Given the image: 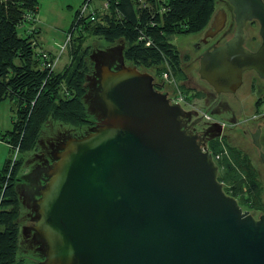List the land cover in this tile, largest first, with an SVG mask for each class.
Listing matches in <instances>:
<instances>
[{
	"label": "water",
	"instance_id": "water-1",
	"mask_svg": "<svg viewBox=\"0 0 264 264\" xmlns=\"http://www.w3.org/2000/svg\"><path fill=\"white\" fill-rule=\"evenodd\" d=\"M226 1L231 8L222 1L193 70L215 95L238 102L245 73L264 80V2ZM108 66L103 55L104 120L58 145L25 226L44 247L38 264H264V214L254 218L225 194L201 133L186 130L188 114L170 103L171 88L157 91L135 66ZM242 124L229 134L240 136L264 179V128L250 124V141Z\"/></svg>",
	"mask_w": 264,
	"mask_h": 264
},
{
	"label": "trees",
	"instance_id": "trees-1",
	"mask_svg": "<svg viewBox=\"0 0 264 264\" xmlns=\"http://www.w3.org/2000/svg\"><path fill=\"white\" fill-rule=\"evenodd\" d=\"M98 1L105 5L101 11L88 10L91 0H86L82 4L86 12L79 16L83 6L75 12L72 31L81 26L85 33L111 45L121 42L122 61L139 71L155 68L154 82L166 72L179 83L185 80L180 54L169 37L202 33L215 12V0ZM37 5V0H0V103L9 101L15 105L12 130L1 140L19 153L34 149L40 129L49 118L71 126L88 123L82 103L90 73L85 61L88 50H82L86 38L83 32L75 41L70 36L71 62L55 72L38 56V43L33 37L39 32L29 33ZM161 87L156 84L155 89L162 91ZM179 88L187 103L204 97L181 84ZM263 102L264 95L255 102L256 111ZM202 141L217 166V180L225 194L234 198L242 210L264 214V186L250 157L222 135L209 132ZM10 162L6 160L0 171V264L21 263L17 259L16 225V183L21 159L13 161L11 170ZM43 180L45 183V175Z\"/></svg>",
	"mask_w": 264,
	"mask_h": 264
},
{
	"label": "rangeland",
	"instance_id": "rangeland-1",
	"mask_svg": "<svg viewBox=\"0 0 264 264\" xmlns=\"http://www.w3.org/2000/svg\"><path fill=\"white\" fill-rule=\"evenodd\" d=\"M85 1L37 0L38 11L29 33H34V30L39 32L34 35L33 39L38 43L36 51L39 53L40 60H48L46 63L52 65L55 72H60L71 62L70 36L75 41L81 32H83L82 34H84L86 40L82 50H88L89 54L85 61L90 70L85 81L87 91L82 100L88 123L80 126H71L49 118L40 129L34 149L29 152L19 153L5 141L1 140V137L6 132L12 130L15 105L9 101L0 103V171L6 160L11 161V170L13 161L21 159L20 169L17 174L18 181L16 183L19 199V217L16 221L18 228L17 259L21 260V263L18 264H38L44 258V247L37 239L34 229L28 228L25 230V226L36 217L35 210L37 207L35 201L39 198V190L44 184L43 176L45 175V170L47 171L48 166L54 161L53 152L58 153L60 151L58 145L63 141L79 139L93 132L105 118L104 109L97 97V90H99L98 81L100 78L98 70H100L99 67L103 62V55L107 56L108 68L112 71L116 70L115 68L119 63L123 66L132 67V65L122 61L121 51L123 44L121 42L111 45L103 39L85 33L82 31L81 26L75 27L73 31L71 30L74 14L83 6L82 4ZM221 4L222 0H215V12L212 18L217 14ZM102 8L104 9L105 5L98 0H91L88 4V10L97 9L101 11ZM212 18L210 21H212ZM207 27L202 33L169 37L171 44L177 48L180 54L181 68L185 74V80L181 83L174 78L176 86L181 84L192 92H200L204 95L202 99H192L189 103H182L181 106L184 112L194 120V131L196 133H203V130L207 129L208 133L212 132L215 135H222L229 144L241 149L243 143L240 140V136L229 134V131L236 127L233 124L239 125L243 123L241 127H245L250 139V132L248 130L250 127L246 121L252 120L253 115H257L259 118L264 117V102L258 107L257 111L255 110V102L264 95V80L258 79L252 73H247L244 77V82L236 92L238 102L233 101L230 94L214 95L211 88L199 79L198 75L194 72V70L197 71L198 69V62L196 61L198 59V52L194 50L192 45L199 37H202L201 35L204 32H207ZM256 29L257 24L255 23L246 25V30L249 33L248 46L251 49L255 48L259 40L256 36ZM19 35L21 37L25 36L23 31H20ZM45 55L46 58H44ZM143 71L148 72L154 77L155 68ZM162 82V76L155 80L156 84H162V92L165 91L164 87L167 85L171 88L170 95L175 97L176 92L170 84L167 82H163V84ZM202 113L209 115L213 121H206L202 117ZM197 117L201 119V123L196 122ZM217 119L220 121H216ZM217 122L219 126L215 124ZM262 132L264 133V130ZM247 155L258 170L260 181L264 186V179L260 168L257 166L256 161L249 154ZM9 173L10 171L6 174L7 177ZM258 216L257 214L253 215L254 218Z\"/></svg>",
	"mask_w": 264,
	"mask_h": 264
},
{
	"label": "flooded vegetation",
	"instance_id": "flooded-vegetation-1",
	"mask_svg": "<svg viewBox=\"0 0 264 264\" xmlns=\"http://www.w3.org/2000/svg\"><path fill=\"white\" fill-rule=\"evenodd\" d=\"M223 2H224V5H223V9H226L225 7H230L231 8V6L229 5V3L226 1V0H222ZM263 2H264V0H263ZM226 4V5H225ZM232 10V9H231ZM226 12V11H225ZM250 23H255V24H257L256 22H254V21H252V22H249L248 24H250ZM227 22H226V27L220 32V34H218V36L216 37L217 38V42H218V37H220L222 34H223V32H224V34H223V36L226 34V28H227ZM258 26V25H257ZM205 33V32H204ZM204 33L201 35L202 37H199L197 40H196V42L195 43H193V48H194V50L195 51H197V52H199V53H201L200 51H202V50H204V49H206L209 45L207 44V45H204V43L206 42V40H208V39H206L205 37H204ZM215 38V39H216ZM214 39V40H215ZM213 40V42H215ZM212 42V43H213ZM220 42V41H219ZM248 73H252V74H254L253 72H248ZM247 73H245L244 74V76H243V82H244V77H245V75H246ZM255 75V74H254ZM257 77V76H256ZM258 78V77H257ZM259 79V78H258ZM212 90V89H211ZM160 92H162V91H160ZM213 92V91H212ZM214 94V93H213ZM215 95V94H214ZM253 116H257V115H253ZM252 116V117H253ZM192 117L190 116V115H188L187 117H184V119H183V127L186 129V130H188L189 132H192V133H196L194 130H195V122H194V120L193 119H191ZM252 119V118H251ZM196 122H199V123H201V119L199 118V117H197V119H196ZM256 123V122H260L261 124L260 125H262V129L264 128V118H259L258 116H257V118L256 119H252L251 120V122H250V124H253V123ZM213 124V123H212ZM216 124V123H215ZM249 124V125H250ZM214 125V124H213ZM219 126V125H218ZM236 126V125H235ZM261 129V130H262ZM211 131V130H210ZM207 129H204L203 130V134L201 133V135H200V137H201V139L203 140L204 139V136H206L207 135ZM198 134V133H197ZM252 134V133H251ZM250 139H251V137H250ZM252 143V142H251Z\"/></svg>",
	"mask_w": 264,
	"mask_h": 264
},
{
	"label": "built area",
	"instance_id": "built-area-1",
	"mask_svg": "<svg viewBox=\"0 0 264 264\" xmlns=\"http://www.w3.org/2000/svg\"><path fill=\"white\" fill-rule=\"evenodd\" d=\"M87 8H86V5L83 6L81 9H80V12H79V16H81L82 14H84L86 12ZM44 58H46V55L44 56ZM46 60V59H45ZM43 60V61H45ZM47 62V60H46ZM51 69L52 68V65H48ZM162 80L163 82H167L168 84H170V86L174 89V91L176 92V96L175 97H168V99H170V103L173 104V105H178L182 108L181 104L182 103H186V96L185 94L182 92V90L179 88V85L176 86V83H175V80L174 78L170 75V73H163L162 75ZM164 84V83H163ZM202 117L206 120V121H213L212 118L207 115L206 113H202ZM257 116H253L252 119H256ZM215 122V121H214ZM247 122V121H246ZM216 124L219 125V123L217 122ZM238 124V123H237ZM234 126L236 125L233 124ZM17 150V149H16ZM208 150V149H207Z\"/></svg>",
	"mask_w": 264,
	"mask_h": 264
},
{
	"label": "crops",
	"instance_id": "crops-1",
	"mask_svg": "<svg viewBox=\"0 0 264 264\" xmlns=\"http://www.w3.org/2000/svg\"><path fill=\"white\" fill-rule=\"evenodd\" d=\"M263 97V96H262ZM208 112V111H207ZM216 121H220L219 119H217Z\"/></svg>",
	"mask_w": 264,
	"mask_h": 264
}]
</instances>
